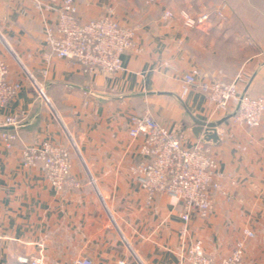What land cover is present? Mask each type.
<instances>
[{
  "label": "crops",
  "instance_id": "crops-1",
  "mask_svg": "<svg viewBox=\"0 0 264 264\" xmlns=\"http://www.w3.org/2000/svg\"><path fill=\"white\" fill-rule=\"evenodd\" d=\"M76 1L82 20L111 11L135 29V47L122 55L120 71L91 75L53 55L34 0H0V57L10 78L23 83L0 118L26 114L13 149L0 137L3 256L42 251L44 264L82 258L92 264H180L183 203L165 193L149 202L131 170L141 159L142 141L129 134L132 117L150 107L186 145L200 140L192 115L205 122L231 115L218 127L221 141L207 144L224 173L222 190L215 191L207 218L193 216L190 236L202 238L207 252L221 260L250 228L256 237L246 240V264H264V117L250 128L234 118L235 103L217 109L196 86L183 91L184 75L197 67L208 81L241 74L244 92L264 95V0H227L226 21L213 15L196 27L185 26L179 11L197 15L219 0ZM166 10L175 17L165 19ZM47 14L55 23L54 13ZM48 138L67 146L73 139L79 150L72 164L76 185L63 191L52 186L42 165L23 164L24 144Z\"/></svg>",
  "mask_w": 264,
  "mask_h": 264
},
{
  "label": "built area",
  "instance_id": "built-area-1",
  "mask_svg": "<svg viewBox=\"0 0 264 264\" xmlns=\"http://www.w3.org/2000/svg\"><path fill=\"white\" fill-rule=\"evenodd\" d=\"M34 2L41 13L45 41L53 55L70 59L91 75L116 73L123 69L122 55L135 47L133 27L122 25L111 11L104 16L82 20L76 0H61L59 4L55 0ZM227 9L228 1L219 0L214 7L197 15L186 9L180 10L179 15L185 26L196 27L213 15L226 21L229 18ZM47 12L54 13L55 23ZM163 17L172 19L175 12L166 10ZM240 77L238 74L229 82L208 81L201 79L200 69L194 67L183 77V91L196 86L217 109L235 103L236 121L255 128L264 117V95L252 96L244 92L238 85ZM31 78L39 93L46 97L44 88ZM22 87L21 81L10 78V66L0 57V110L18 96ZM25 117L26 114L19 111L0 118V137L8 149H13L20 140L18 128ZM129 134L132 139L142 140L139 147L141 159L131 166V170L146 191L148 201L152 202L156 195L165 193L184 205L180 264H246V240L256 237L254 230L244 228L243 237L221 260L207 252L202 238L190 236L189 223L193 216L207 218L214 208L215 191L222 190L224 173L212 148L201 140L184 144L177 132L162 124L150 107L132 117ZM22 159L26 166L42 165L47 179L58 191L76 185L72 177L70 146L50 138L26 143L22 148ZM18 261L21 264H44V255L42 251L37 256L20 255ZM75 264H92V261L82 258Z\"/></svg>",
  "mask_w": 264,
  "mask_h": 264
},
{
  "label": "water",
  "instance_id": "water-1",
  "mask_svg": "<svg viewBox=\"0 0 264 264\" xmlns=\"http://www.w3.org/2000/svg\"><path fill=\"white\" fill-rule=\"evenodd\" d=\"M149 94V93H147ZM229 115L227 118H229ZM227 118L220 119L218 121L205 122L192 115V119L195 123L193 126V131L200 140L206 144L210 143H219L221 137L218 131L219 125L225 121ZM72 142L76 145L75 141L72 139ZM77 146V145H76Z\"/></svg>",
  "mask_w": 264,
  "mask_h": 264
},
{
  "label": "rangeland",
  "instance_id": "rangeland-1",
  "mask_svg": "<svg viewBox=\"0 0 264 264\" xmlns=\"http://www.w3.org/2000/svg\"><path fill=\"white\" fill-rule=\"evenodd\" d=\"M216 81H220V80H216ZM69 146L72 149V154L76 155L78 153L77 152L78 149L76 148V146H74L72 142ZM0 264H18V257L9 256L8 260H6V258L3 256V253L0 251Z\"/></svg>",
  "mask_w": 264,
  "mask_h": 264
}]
</instances>
